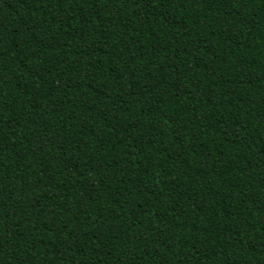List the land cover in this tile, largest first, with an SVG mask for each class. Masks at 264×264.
Here are the masks:
<instances>
[{"label":"trees","instance_id":"16d2710c","mask_svg":"<svg viewBox=\"0 0 264 264\" xmlns=\"http://www.w3.org/2000/svg\"><path fill=\"white\" fill-rule=\"evenodd\" d=\"M0 264H264V0H0Z\"/></svg>","mask_w":264,"mask_h":264}]
</instances>
